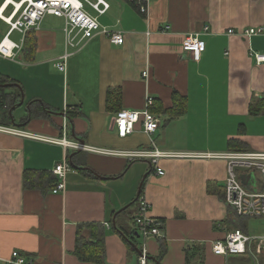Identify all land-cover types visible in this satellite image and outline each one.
I'll return each instance as SVG.
<instances>
[{
	"label": "crops",
	"instance_id": "0c3cea01",
	"mask_svg": "<svg viewBox=\"0 0 264 264\" xmlns=\"http://www.w3.org/2000/svg\"><path fill=\"white\" fill-rule=\"evenodd\" d=\"M9 1L0 0V10L22 0ZM105 1L104 14L86 10L123 32V44L100 32L70 48L65 19L46 15L38 28L9 34L19 45L14 58L0 54V75L15 80L9 88L23 100L0 123L15 131L0 130V264L15 251L36 264H139L143 249L147 264H187L195 246L205 264H226L212 243L234 229L251 234L225 202L228 159L202 154L264 152V62L253 55L264 54V35L242 32L264 26V0H151L147 14L131 0ZM9 30L0 16V43ZM195 33L205 42L199 61L183 49ZM67 52L61 71L56 62ZM119 88L122 110L143 111L147 96L155 98L156 132L145 133L140 121L120 137V111L107 108L108 91ZM64 138L83 147L52 141ZM149 148L190 155L161 158L159 175L150 159L106 152ZM65 159L66 189L54 193L49 179ZM251 171L239 168L240 182L264 192ZM141 199L163 223L162 235L137 232L139 203L131 205ZM94 225L103 235L102 261L95 260ZM78 246L91 259L80 258Z\"/></svg>",
	"mask_w": 264,
	"mask_h": 264
},
{
	"label": "built area",
	"instance_id": "2783aa9c",
	"mask_svg": "<svg viewBox=\"0 0 264 264\" xmlns=\"http://www.w3.org/2000/svg\"><path fill=\"white\" fill-rule=\"evenodd\" d=\"M135 2L140 12L147 14L151 0H132ZM14 7L13 12L9 16L3 15L9 5ZM4 4L0 10V16L10 26L7 36L0 43V54L7 58L16 56V49L19 45L9 38V34L13 31L26 33L29 30L38 28L46 15H54L65 19L64 32L66 34L67 46L74 48L80 43H84L93 38L97 33L103 32L110 36L111 42L115 44L124 43V33L121 31H109L102 27L97 17L91 15L86 10V4L91 6L99 14H104L109 4L105 0H22L19 3L13 2ZM8 5V6H7ZM7 8L5 9V7ZM208 27L205 28V31ZM248 36L264 35V26L251 27L242 31ZM233 33V30H230ZM183 49L192 54L193 59L199 61L202 57V52L205 49V42L200 38V33L186 35L183 41ZM258 63L264 62V54L253 53ZM70 54L65 53L56 66L59 70L65 71L67 60ZM148 71L144 72L147 77ZM1 99V92H0ZM155 103V98L147 96L146 108L143 111L122 110L118 113L115 125L120 137H127L134 133L136 124L140 121L143 123L145 133L152 135L161 125L160 118L155 115L150 109ZM0 130L15 132L8 127L0 125ZM63 145L65 148L72 147L80 149L83 146L78 142L69 141L66 138L52 140ZM107 153L124 154L131 158H146L150 159L152 165L159 175H164L165 171L160 166V159L171 156H189L190 154L166 153L158 149H139L135 151L113 152ZM198 156V155H191ZM201 156V155H199ZM202 156L221 157L228 159V177L225 187V202L233 209L238 217L244 219L262 218L264 217V192H257L246 188L239 180L237 170L239 168L261 171L264 181V152L254 151H238L226 154H202ZM71 170L69 162L65 159L63 163L58 164L53 169V174L58 178V183L55 185L53 192L59 193L66 189L65 177L68 171ZM150 204L145 199L139 201L138 213L135 218L137 232L144 238L162 235L163 223L149 216ZM109 226V224H106ZM255 247V253H254ZM212 252L216 256H222L227 261L236 256H252L258 254L262 260L255 259L256 264H264V237L254 238L245 233L242 229H234L227 233L223 239H218L212 243ZM148 253L142 250L139 257V264L148 263ZM8 264H36L34 260L27 259L15 251L12 257L8 260Z\"/></svg>",
	"mask_w": 264,
	"mask_h": 264
},
{
	"label": "trees",
	"instance_id": "16d2710c",
	"mask_svg": "<svg viewBox=\"0 0 264 264\" xmlns=\"http://www.w3.org/2000/svg\"><path fill=\"white\" fill-rule=\"evenodd\" d=\"M132 1V0H131ZM133 3H135L134 1H132ZM15 82L14 79L5 77L3 75H0V92H1V99H0V117L3 120L2 123H6L11 121L12 117H11V113L10 110L17 106V104L21 101V90L20 89H16L15 87L13 88V90H9V87H6L4 85L8 84V83H13ZM12 89V88H11ZM9 90V91H8ZM120 100H121V90L119 89H112L110 91H108L107 94V108L110 110H117L118 112L121 111V107H120ZM36 102V101H35ZM35 104V103H34ZM253 112V111H252ZM29 174H35V171H29ZM54 178H50L49 182L52 183V180L54 179V187L55 185L58 183V178L53 174L52 175ZM26 180H27V176H26ZM139 203V201L134 202L131 206L137 205ZM130 206V207H131ZM134 222H135V218H134ZM94 228H96V234L94 237V240L96 241V244L101 247V252L98 254V256L95 258V260H100L102 261L103 259V254H104V243H103V235L99 230L98 225H94L92 226ZM131 237H128V236ZM124 236H126V238H130L129 241H131V239H134L133 234L131 233H124ZM83 240L81 237L79 238V242ZM81 243V242H80ZM79 245V243H78ZM77 253L80 255V258L82 259H91L88 256H85L82 254V252H80V248L79 246L77 247ZM202 248L200 246H195V248H192L190 250H188V255H187V264H192V259L197 258V256H199L198 259V263L197 264H205L204 259L202 258ZM87 255V254H86Z\"/></svg>",
	"mask_w": 264,
	"mask_h": 264
},
{
	"label": "rangeland",
	"instance_id": "374dc122",
	"mask_svg": "<svg viewBox=\"0 0 264 264\" xmlns=\"http://www.w3.org/2000/svg\"><path fill=\"white\" fill-rule=\"evenodd\" d=\"M89 10V8H88ZM11 91L13 89H10ZM26 102H29L28 99ZM25 107V105L23 106ZM23 107L21 109L23 110ZM17 111H19V108L15 111V116H18ZM3 120L0 117V123H2ZM252 176L256 177L257 179L259 178L260 180L263 179L261 171L254 169L251 171ZM263 181V180H262ZM246 225L248 227L249 233L254 237V238H259V237H264V217L262 218H249L246 219ZM254 253H255V247H254ZM255 257H249V256H232L228 262V264H256L255 259L257 260H262V257L258 254H254Z\"/></svg>",
	"mask_w": 264,
	"mask_h": 264
},
{
	"label": "water",
	"instance_id": "95a60500",
	"mask_svg": "<svg viewBox=\"0 0 264 264\" xmlns=\"http://www.w3.org/2000/svg\"><path fill=\"white\" fill-rule=\"evenodd\" d=\"M4 86H6V87H10V86H12V84H6V85H4ZM21 104H23V100L20 102V104L19 105H21ZM140 193V192H139ZM139 195V194H138Z\"/></svg>",
	"mask_w": 264,
	"mask_h": 264
},
{
	"label": "bare ground",
	"instance_id": "6f19581e",
	"mask_svg": "<svg viewBox=\"0 0 264 264\" xmlns=\"http://www.w3.org/2000/svg\"><path fill=\"white\" fill-rule=\"evenodd\" d=\"M9 2H11V0Z\"/></svg>",
	"mask_w": 264,
	"mask_h": 264
}]
</instances>
